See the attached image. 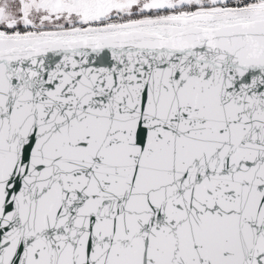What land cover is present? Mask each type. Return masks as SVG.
Segmentation results:
<instances>
[{
    "label": "snow or ice",
    "instance_id": "obj_1",
    "mask_svg": "<svg viewBox=\"0 0 264 264\" xmlns=\"http://www.w3.org/2000/svg\"><path fill=\"white\" fill-rule=\"evenodd\" d=\"M0 264H264V0H0Z\"/></svg>",
    "mask_w": 264,
    "mask_h": 264
}]
</instances>
